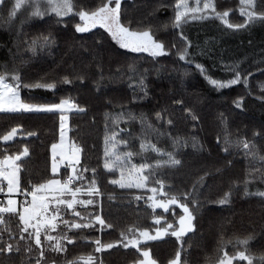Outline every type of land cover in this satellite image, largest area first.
I'll return each instance as SVG.
<instances>
[{
    "label": "trees",
    "instance_id": "16d2710c",
    "mask_svg": "<svg viewBox=\"0 0 264 264\" xmlns=\"http://www.w3.org/2000/svg\"><path fill=\"white\" fill-rule=\"evenodd\" d=\"M74 3L78 10H91L100 0H74ZM189 3L195 6V0H189ZM213 3L216 12H229L232 24H244L246 17L240 13L244 7L241 0H213ZM254 3L256 11L264 12V0H254ZM175 4L176 0H122L124 23L131 21L132 30L150 28L154 38L165 44L167 55L156 58L125 52L101 28L76 33L74 25L79 22L78 16L64 18L67 27L64 23L57 24V18L52 17L28 21L22 27L20 23L11 27L5 25L0 31V68L19 69L23 83L54 84L51 89L21 86V99L40 104H59L61 100H68L74 105L68 113V138L81 150L77 169L84 179L74 180L70 187L87 189L95 179L99 189V194L94 197L84 194L80 198L93 199L94 204L77 205L76 210L84 216L99 214L106 225L113 226L101 229L99 224H94L91 229L72 230L70 235L74 243L62 241L66 251L61 253L50 251L42 236L47 257L44 264H67L70 260L83 264L80 258L86 259L89 255L93 256L94 264L101 261L102 264H132L135 259H142L136 249H124L119 244L97 253L94 240L115 243L121 239V232L129 234V228H147L150 232L168 224L177 228L182 215L180 208L171 206L167 212L153 211L149 207L148 197L153 195L149 189L159 188L156 181L163 180L164 191L169 196L179 195L191 191L205 173H208L205 186L194 194L199 205H190L196 217L194 231L180 241L166 236L142 243L141 247L150 252L157 264H169L177 251L181 253V264H216L224 252L234 256L236 252L244 251L245 247L236 241L250 237L246 255L254 258V264H260L259 257L264 255V197L256 193L264 190L261 179L264 160L260 159L264 157V99L261 98L264 96L261 92L264 53L250 58L249 63L241 62L255 39L246 36L250 28L257 29L264 23L228 29L219 19L213 18L211 23L215 31L210 33L212 42L209 50L206 49L211 55L210 61L205 63L207 75L227 81L235 75L234 71L226 70L225 66H230L239 71L242 78L247 77L249 84L246 87L241 82L217 89L196 68L199 63L195 51L192 54L188 48L191 63L179 59V53L185 48L182 36L188 35L190 20L180 28L174 26ZM48 33H52L55 44L50 49L37 50L33 55L28 43ZM258 37L259 41L264 40V31L258 33ZM130 65L135 66V72L129 70ZM66 75L72 81L70 84L63 82ZM81 76L85 78L83 82ZM141 78L143 88L139 87ZM237 101H242V108L236 107ZM157 113L161 114L162 121L157 120ZM60 115L0 112V137L12 128L18 129L12 140L0 139V159L17 155L25 147L29 150V155L18 161L22 165L19 176L24 190L50 178L63 181L69 175L68 168L58 175L51 171L50 148L60 135ZM192 115L197 119L193 120ZM141 117L146 124L164 134L147 128L142 130ZM169 119L172 125L167 123ZM29 132L35 135L30 136ZM114 132L118 133L117 140L128 141L127 145H118L119 151H133L137 153L132 157L133 163L147 162L153 166L145 172L149 176L145 188L121 189L118 184L110 183L121 178L119 170L109 172L104 168L105 141ZM172 138H179L178 147L173 145ZM225 139L232 143L225 144ZM141 141L174 152L181 165L156 167V161L167 160V156L158 155L150 148L141 151ZM238 141H247L250 150L243 149L242 143L236 146ZM245 187L248 195H245ZM225 194H229L228 201L220 204ZM138 196L141 199L137 200ZM156 198L163 197L157 195ZM63 215L64 219H73L70 212L65 211ZM154 217L161 218L160 225L154 224ZM75 219L80 222L79 218ZM57 223V231L51 233L54 236L67 231L59 221ZM19 227L18 217L4 214V223H0L3 240L15 246L19 240ZM5 229L14 234L12 239ZM32 247L33 252L28 254L24 251L25 242H21L19 252L0 254V264H29V261L35 264L39 250L35 249L34 243ZM233 264H247V261L234 259Z\"/></svg>",
    "mask_w": 264,
    "mask_h": 264
},
{
    "label": "snow or ice",
    "instance_id": "6c2138e0",
    "mask_svg": "<svg viewBox=\"0 0 264 264\" xmlns=\"http://www.w3.org/2000/svg\"><path fill=\"white\" fill-rule=\"evenodd\" d=\"M244 7L241 8V15L245 16L244 24H232L229 22V12L224 11L223 13L216 12V5L213 0H203L201 7V0H195V6L189 3V0H176L174 6L175 17L174 26L177 28L182 27L184 23L188 20H202L209 18L211 13H215V18L219 19L228 29H240L245 27L247 24L260 22L264 23V12L256 11V5L254 0H241ZM7 7V16H0V26L11 27L16 19L23 16L20 20V26L22 27L24 23L32 19L44 20L45 18L56 17V23H64L65 17L74 18L79 17V22H76L74 29L76 33H87L96 27L103 28L112 41H115L121 49H126L132 53H148L151 57L156 58L160 56L167 55L166 46L162 41L154 38L151 29H145L143 31L132 30L131 21L127 24L124 23V13L122 9V0H100V3L91 10H84L83 8L77 9L74 0H0V8ZM182 39L185 37L182 36ZM55 44V38L52 33L47 35L41 34L33 38L28 43V49L35 55L37 50L50 49ZM189 53L188 48L185 47L179 53V59L181 61H187L191 63L192 61L188 59ZM196 68L204 75V78L208 80L209 84L217 89H224L230 86L238 85L241 82L244 83L246 87L249 86L248 78L243 77L239 71L232 69L230 66H225L226 70L234 71L235 75L232 79L227 81H221L212 79L206 73L203 65L196 64ZM100 67V66H98ZM129 70L135 72V66L130 65ZM102 75V72H101ZM251 75V74H250ZM81 81L85 79L83 76L79 77ZM63 82L65 84H70L72 81L66 75L63 77ZM144 81L141 78L139 82V87L143 88ZM23 86L25 88L31 87H45L54 88L52 83H23V77L19 72V69L12 68L8 69L6 66L0 68V112H13V113H23V112H55L60 111L62 114L60 116L61 120V144H52V173L55 175L58 172V165L56 162L57 148L63 149V139L64 133L63 128L65 127L66 116L63 112L66 109H71L74 105L68 100H61L59 104H40V103H30L25 102L20 97L19 89ZM261 92L264 93V85H261ZM264 99V96L261 97ZM177 103H180L179 101ZM236 107H242V101L236 102ZM79 111H84V109H77ZM157 120L162 121L163 118L160 113H157ZM192 119L196 120V116L192 115ZM169 125L173 122L171 119L167 121ZM140 124L142 130L145 128L152 129L159 135L164 133L159 132L158 129H153L151 124H146L143 117L140 119ZM18 129L12 128L10 132L0 137L3 141H10L16 135ZM121 131H125L121 129ZM28 135H35L33 132H29ZM118 133H113L110 138H106L105 144V163L104 168L109 172L114 170H119L121 173V178L119 180H111L110 183L118 184L121 189L124 188H145L147 186V181L149 176L145 174L147 170L152 169V165L144 162L140 164H135L132 162V157L137 153L133 151L121 152L118 150V145L128 144L126 140H117L116 136ZM254 135H259L255 133ZM173 145L178 147L180 144L179 138H172ZM219 142V140H218ZM186 143V142H185ZM232 142L225 139V144H231ZM242 143L243 149L250 150V144L247 141L236 143V146ZM151 149L152 152L157 153L161 156H167V160H157L156 167H160L163 164H167L171 167L181 165V160L176 159V154L174 152H167L159 148L156 144L145 143L141 141L140 149L141 151H147ZM80 148L73 147L70 156H67L61 151L59 155L63 159L68 160L67 167L71 168V174L63 181L50 178L44 183L32 184L31 188L24 190L21 188V181L19 173L21 171V165L18 161H21V157H27L29 155V150L27 147L24 148L22 152L17 155L4 156L0 159V193H5V186L2 184L6 181V200H0V223H4V214H8L11 217H18L19 221V240L14 246L12 243L5 242L3 240V233H0V254L12 253L13 251L19 252L20 243L25 242L24 251L28 254L33 252V243L35 249L39 250V255L35 258V264H44L46 261V253L44 250L43 241H47L49 244V250L61 253L66 251L62 241L66 240L68 244H73L70 233L72 230H83L91 229L94 224H99L101 229L105 226L108 228L113 227L111 224L106 225V221L101 215H89L84 216L80 211L76 210L77 205H82L87 207L95 203L93 199H78V194H86L89 197H94L99 194V189L96 187V181L93 179L89 184L87 189L81 187L71 188L70 185L74 180H83L84 177L76 168V165L80 163L79 153ZM224 151L227 153L228 148L225 147ZM255 158V154H253ZM264 160V157H260ZM86 172L87 169H84ZM95 174V169L92 170ZM127 173V176H126ZM205 176L200 177L198 184H194L191 191H185L179 195H171L164 191L163 180H157L156 183L159 184V188L152 187L149 191L152 192V196L148 197V201H151L149 207L155 211L157 208L163 209L165 212L169 211L171 206H176L181 209L182 215L179 216L178 225L176 228L173 224H168L167 227L160 228L157 227L155 230V235L151 234L147 228H129L128 233H132L131 236L125 232H121V239L115 243H103L100 239H95L94 244L95 252L100 253L105 250L113 249L119 244L124 249L133 248L140 254L141 258L135 259L132 264H157L155 259L151 258L150 252L144 250L141 245L144 241H155L161 239L167 235L176 237L180 241L186 233L194 231V208L190 205H199V201L195 199V193L205 186ZM261 179L264 180V173L261 175ZM248 183L247 181L245 182ZM23 193L25 199L23 202H19L13 199V194ZM247 187H245V195H248ZM157 195L163 197L162 199H157ZM256 195L264 197V191H259ZM31 197L29 200L28 197ZM66 196H71V199H66ZM229 194H225L219 203L224 204L228 201ZM141 199L140 196L137 200ZM70 212L73 219H64V212ZM75 218H79L80 222H77ZM63 225L64 229L67 231L62 232L61 235H52L51 233L56 232L58 228V222ZM87 221V222H84ZM154 224L160 225L161 218L154 217ZM4 231L9 232V239H12L14 234L10 230L5 229ZM139 233L137 236L136 233ZM43 236V241H42ZM249 238L239 240L236 243L238 245L244 246V251H238L234 256H229L227 252H224L223 257H220L216 264H233L234 259H239L247 261V264H254V258L251 255H246L247 244ZM83 264H94L93 256L89 255L86 259L81 257ZM260 264H264V255L259 257ZM31 264V261H29ZM67 264H77L76 260L67 261ZM102 264V261L100 262ZM169 264H181V253L177 251L176 257L169 261Z\"/></svg>",
    "mask_w": 264,
    "mask_h": 264
},
{
    "label": "rangeland",
    "instance_id": "374dc122",
    "mask_svg": "<svg viewBox=\"0 0 264 264\" xmlns=\"http://www.w3.org/2000/svg\"><path fill=\"white\" fill-rule=\"evenodd\" d=\"M202 4H203V1L201 2V5ZM7 12H8V8L7 7L0 8V16H5L6 17L7 16ZM65 18H67V17H65ZM213 18H215V13H211L209 15V18H207V19L190 20L189 21V24H188V27H187L188 28V35L186 37L184 36L186 38V40L184 39L185 40V47L190 48L191 51H192V54H193V51H195L196 57L198 59V63L199 64H204L205 65V66L203 65L204 68L206 67V64L205 63H208L210 61V59H211V55L208 52L206 53V49L209 50L208 47H209L210 43L212 42L211 37H210V33H212V32L215 31L214 30L215 28L213 27L211 21H214L216 18L215 19H213ZM21 19H23V16H21L20 18L16 19V21H15L14 24L20 23V20ZM245 19H244V21H245ZM33 20H39V19H32V20H29V21H33ZM228 20H229L230 23H232V21L230 20L229 17H228ZM247 25H252V24L250 23V24H247ZM7 27H9V26H7ZM252 27H254V26H252ZM3 28H4L3 26H0V31L1 30L3 31ZM95 29H100V27L98 26V27H96V28H94L92 30H95ZM101 29L104 30L103 28H101ZM263 31H264V26L259 27L257 29L250 28V30H249V32H248V34L246 36H249L250 35V36L254 37L255 39L253 41L252 47L249 49V52L250 53L248 52L246 54V56L244 57V59H242V62H241L242 64L243 63H247V62L249 63L248 60L250 58H254V57H257V56H261V54L264 53V40L261 39L259 41V37H258V33L263 32ZM188 36H190V37H188ZM116 45L119 47L118 44H116ZM122 50H125V52H128V53H132V52L127 51L126 49H122ZM135 54H140V53H135ZM144 54L149 55L148 53H144ZM183 62H186V61H183ZM240 108H242V107H240ZM72 110H73V107L71 109H69L70 112ZM68 113L63 114V115L66 116V120H67V117H68ZM60 125H61V120H60ZM61 131L62 130H60V135H59L60 138H59L58 142L56 141L57 142V145L61 144ZM67 132H68V124L65 123V127L63 128V133H64L63 149H60L59 147L57 148L58 155L56 156V162H57V165H58V169H62L65 166L68 165L67 163H63V160L64 159L59 155V153L61 151H63V153L65 155L69 156V152H72L73 147H75L74 145H72V143H70V141L68 142L69 138H67V136H66V134H68ZM52 163H53V155H51V168H52ZM69 169H71V168H69ZM2 184L5 186V193H6V191H7V189H6V181H3ZM5 193H1V194H5ZM81 196H83V195L78 194V197L77 198L80 199ZM65 198L66 199H71V196H66ZM30 199H31V197H29V200ZM157 209H159V208H157ZM160 210L164 211L163 209H160ZM181 214H183L182 211H181ZM161 222H162V220H161ZM178 227H179V225H178V221H177V228ZM162 228H164V227H162ZM155 230L156 229H154L150 233L153 234V235H155ZM189 233L190 232L186 233L185 236L187 234H189ZM128 235L131 236L132 233H129ZM136 235L138 236L139 233L137 232ZM167 236L174 237V236H171V235H167ZM165 237H163V238H165ZM174 238H176V237H174ZM146 242H151V241H144L142 243H146ZM44 243H47V241H44ZM237 260H239V259L237 258Z\"/></svg>",
    "mask_w": 264,
    "mask_h": 264
},
{
    "label": "crops",
    "instance_id": "0c3cea01",
    "mask_svg": "<svg viewBox=\"0 0 264 264\" xmlns=\"http://www.w3.org/2000/svg\"><path fill=\"white\" fill-rule=\"evenodd\" d=\"M68 112H70L69 111V109H66L64 112H63V114H66V113H68ZM24 113H28V112H24ZM52 113H60V114H62L60 111H55V112H52ZM61 116V115H60ZM68 117H67V120L65 121V123H67L68 124ZM60 130H61V128H60ZM68 133V132H67ZM66 136H67V138H68V134H66ZM59 138H60V136L58 137V140H59ZM58 140H57V142H58ZM57 142L55 143V144H57ZM68 142H69V140H68ZM71 153L72 152H69V156L71 155ZM51 155H52V148H50V160H51ZM80 157H81V154L79 153V159H80ZM63 163H67L68 164V160L67 159H64L63 160ZM64 168H68V170H69V174L71 173V169H69L70 167H67V166H65ZM64 168H62V169H58V172L55 174V175H58L59 173H60V171H62ZM76 168H77V165H76ZM52 169V168H51ZM52 171V170H51ZM54 175V174H53ZM55 179H58V178H55ZM58 180H60V179H58ZM62 181V180H61ZM18 194V193H17ZM13 195H16V194H13ZM161 239H163V238H161ZM161 239H158V240H161ZM157 241V240H156Z\"/></svg>",
    "mask_w": 264,
    "mask_h": 264
},
{
    "label": "built area",
    "instance_id": "2783aa9c",
    "mask_svg": "<svg viewBox=\"0 0 264 264\" xmlns=\"http://www.w3.org/2000/svg\"><path fill=\"white\" fill-rule=\"evenodd\" d=\"M29 197H30V196H29ZM29 197H28V199H29ZM12 198H13V199H16V200L19 201V202H23L24 199H25L23 193H18V194H16V195H13ZM6 199H7L6 195L0 193V200H6Z\"/></svg>",
    "mask_w": 264,
    "mask_h": 264
}]
</instances>
